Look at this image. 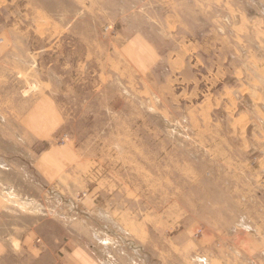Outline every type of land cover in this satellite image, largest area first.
Returning <instances> with one entry per match:
<instances>
[{
  "label": "rangeland",
  "instance_id": "374dc122",
  "mask_svg": "<svg viewBox=\"0 0 264 264\" xmlns=\"http://www.w3.org/2000/svg\"><path fill=\"white\" fill-rule=\"evenodd\" d=\"M0 193L103 264H264V0H0Z\"/></svg>",
  "mask_w": 264,
  "mask_h": 264
},
{
  "label": "crops",
  "instance_id": "0c3cea01",
  "mask_svg": "<svg viewBox=\"0 0 264 264\" xmlns=\"http://www.w3.org/2000/svg\"><path fill=\"white\" fill-rule=\"evenodd\" d=\"M123 52L138 73L153 71L164 59L140 34H135L123 45ZM174 58L169 59V61ZM171 64V63H170ZM34 111L47 119L49 127H56L57 114L54 100L50 97L34 103ZM53 108V109H52ZM0 264H103L95 252L69 235L64 242L55 230L25 228L12 214L6 197L0 193Z\"/></svg>",
  "mask_w": 264,
  "mask_h": 264
}]
</instances>
